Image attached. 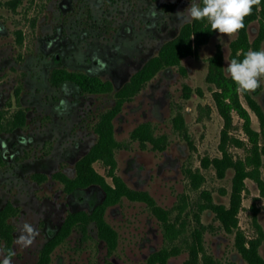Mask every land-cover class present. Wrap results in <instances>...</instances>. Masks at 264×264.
<instances>
[{
    "label": "rangeland",
    "instance_id": "1",
    "mask_svg": "<svg viewBox=\"0 0 264 264\" xmlns=\"http://www.w3.org/2000/svg\"><path fill=\"white\" fill-rule=\"evenodd\" d=\"M0 1V212L9 205L15 207L7 217L14 239L7 245L0 235V261L12 251L11 264H36L71 213L97 211L117 230L116 248L110 249L100 238L95 220L88 222L87 230L77 222L55 246L48 264H146L151 253L165 244L162 222L146 201L109 192L116 182L106 161L94 162L105 185L91 183L69 190L57 176L61 172L77 176L78 162L99 140L102 118L117 104V90L138 72L133 70L122 85L110 91L98 90L93 83L86 87L60 84L61 75L44 68L42 37L63 16L74 24L88 18L99 25L107 23L106 30L112 33L119 21L139 17L140 37L127 42L135 46L144 42L146 65L193 21L181 20L177 13L198 0H118L110 11L106 10L109 0H75L79 10L65 15L61 0H22L16 7L15 0ZM150 2L167 8V23L162 21L159 30L147 32L145 13ZM137 6L144 10L137 13ZM249 32L253 42L260 33L258 20L250 23ZM238 35L216 32L197 54L161 67L124 101L112 119L118 141L116 173L129 187L148 191L157 204L168 209L189 242L202 244L199 264H250L238 250L237 228L229 230L218 210L231 205L235 170L230 167L221 176L214 159L223 157L224 147L235 159L246 158L252 143L236 110L230 137L223 143L225 118L215 98L218 88L208 80L210 58L219 50L227 72ZM94 76L113 83L109 73ZM248 93L264 109V78L255 92ZM61 97L68 105L60 108ZM241 100L251 112L254 128L261 131L260 118L245 92ZM14 119L19 127L7 130ZM147 131L157 141L148 138ZM260 142L264 145V134ZM262 160L264 178V154ZM238 220L246 239L258 238L259 227L264 230V196L254 178L246 180ZM23 223L38 233L27 247L16 240ZM260 252L264 256V239ZM189 257L185 249L171 257L169 264H182Z\"/></svg>",
    "mask_w": 264,
    "mask_h": 264
},
{
    "label": "trees",
    "instance_id": "2",
    "mask_svg": "<svg viewBox=\"0 0 264 264\" xmlns=\"http://www.w3.org/2000/svg\"><path fill=\"white\" fill-rule=\"evenodd\" d=\"M22 0H15L16 7ZM3 3L0 1V6ZM254 20L260 22V33L252 42L249 32V25ZM245 27L239 31L238 37L232 43V58L242 60L244 53L248 50L259 51L262 41L264 40V0L258 7H254L252 14L244 20ZM216 33L212 31L207 20H193L187 23L180 34L164 44L160 54L150 60L142 70L120 90L116 92L117 104L108 115L102 118L99 132L100 137L97 143L93 145L91 150L78 162V174L76 177H70L65 173H58L69 190L78 187H84L91 183L106 184L105 177L97 171L94 162L103 159L110 165V175L115 179L116 186L110 188L109 192H117L118 196L128 195L132 199L143 200L148 203L154 210L155 214L162 222L164 229L165 244L151 253L146 264H169L171 257L180 254L185 249L190 251V257L182 264H199L203 246L199 241L189 242L183 235L182 229L171 219L170 211L163 206L157 204L154 197L145 190H137L129 187L127 183L116 173L117 161L115 158V147L118 141L114 135V124L112 119L122 106L124 101L132 94L137 92L140 86L152 77L161 67L165 65L178 64L181 58L191 54H197L202 44L208 42ZM72 77L77 79L86 86V83L96 84V89L103 91L113 90L111 82H103L99 77L90 76L85 73L67 72L63 77ZM208 80L214 83L218 90L215 91V98L221 113L225 118V128L223 131V143H225L229 135V127L233 122V111L236 110L243 119V126L248 133L251 145V153L246 158L235 159L226 147L223 148V157L215 158L214 163L218 168L221 176H225L226 170L230 167L234 168L233 189L231 197V205L229 207L220 206L219 213L229 230L237 228V247L243 257L250 264H264V256L260 252V245L264 239V230L259 227L260 236L254 239H246L244 232L239 229L238 213L242 206L243 192L246 189L247 178H254L260 186L264 196V178L261 175V165L263 163L264 145L260 140L264 134V109L262 105L245 92L250 107L257 113L260 118L262 130L259 131L253 126V118L250 110L243 104L241 100V92H237V85L232 81L231 77L225 70L224 57L221 50L210 58V71ZM14 126L18 125L16 119L12 121ZM148 138L154 142L157 139L152 133L146 132ZM218 207V206H217ZM215 208V206H214ZM15 211V207L9 205L0 212V235L3 237L7 245H11L14 239L13 225L8 222L7 217ZM95 220L98 225L99 236L106 241L110 249H115L118 240L117 230L106 220V218L98 214L97 211L91 213L85 211L73 212L69 215L64 223L62 232L53 237L46 244L41 259L36 264H48L50 254L58 244V242L66 237L72 226L79 222L82 223L84 229L87 230L89 221ZM110 264H115L111 262Z\"/></svg>",
    "mask_w": 264,
    "mask_h": 264
},
{
    "label": "flooded vegetation",
    "instance_id": "3",
    "mask_svg": "<svg viewBox=\"0 0 264 264\" xmlns=\"http://www.w3.org/2000/svg\"><path fill=\"white\" fill-rule=\"evenodd\" d=\"M109 1L107 11L118 3V0ZM59 5L64 15L77 8L79 10L80 7L79 3L75 4V0H61ZM143 10L138 6L134 9L137 13ZM147 12L145 13L147 14L145 29L147 32L159 30L162 21L163 24L167 23L164 19L167 8H161L159 4L150 2ZM139 22V17L121 20L115 27V32L112 33L106 30L107 23L104 26L99 25L98 21L88 18L87 20L77 19L74 24L63 16L55 29L42 37V47L45 53L44 68L47 72L51 71V74L55 72L61 75L60 84L67 86L73 84L80 87L86 86L75 78L63 77V75L67 72L85 73L90 76L109 73L113 76L114 84L111 81L108 82H111L114 89V86L122 85L124 78L133 70L139 72L145 66L144 61L147 55L143 53L144 42L138 41L136 46L127 42V39L140 37L139 30L143 26L138 25ZM137 47H139L138 51H136ZM66 105H68V100L61 97L57 106L61 108ZM18 127L19 125L14 126L11 123L10 129L7 130H16Z\"/></svg>",
    "mask_w": 264,
    "mask_h": 264
},
{
    "label": "clouds",
    "instance_id": "4",
    "mask_svg": "<svg viewBox=\"0 0 264 264\" xmlns=\"http://www.w3.org/2000/svg\"><path fill=\"white\" fill-rule=\"evenodd\" d=\"M261 0H198L184 11L177 13L185 21L207 20L211 30L231 36L244 29V20L258 7ZM227 73L237 85V92H255L264 78V49L248 50L242 60L232 59L227 65ZM38 233L29 223H23L17 244L30 246ZM14 252L9 253L0 264H11Z\"/></svg>",
    "mask_w": 264,
    "mask_h": 264
}]
</instances>
